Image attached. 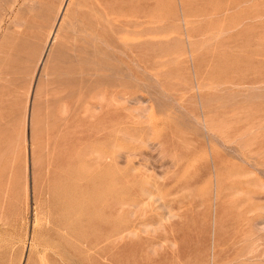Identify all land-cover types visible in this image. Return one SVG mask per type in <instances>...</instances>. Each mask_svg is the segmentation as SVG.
Wrapping results in <instances>:
<instances>
[{
    "label": "rangeland",
    "instance_id": "rangeland-1",
    "mask_svg": "<svg viewBox=\"0 0 264 264\" xmlns=\"http://www.w3.org/2000/svg\"><path fill=\"white\" fill-rule=\"evenodd\" d=\"M0 264H264V0H0Z\"/></svg>",
    "mask_w": 264,
    "mask_h": 264
},
{
    "label": "bare ground",
    "instance_id": "bare-ground-1",
    "mask_svg": "<svg viewBox=\"0 0 264 264\" xmlns=\"http://www.w3.org/2000/svg\"><path fill=\"white\" fill-rule=\"evenodd\" d=\"M105 8H106V7H105ZM106 9H107V8H106ZM105 11H106V10H105ZM129 13H131V12H129ZM135 14H136V13H135ZM127 15H128V14H127ZM131 16H133V15H131ZM135 16H136V15H135ZM123 19H124V18H123ZM123 19H122V20H123ZM129 19H130V18H129ZM138 21H139V20H138ZM138 21H137V22H138ZM134 22H135V19H134ZM135 23H136V22H135ZM124 24L127 25V26H129L130 24H133V21H132V20H131V21H124ZM118 25H119V24H118ZM121 29H122V28H121ZM126 29H128V27H127ZM126 29H125V30H126ZM134 29H137V28L134 27ZM117 30H119V29L117 28ZM130 30H131V28H130ZM123 31H124V30H123ZM108 169H109V168H108ZM108 169H107V170H108ZM110 169H111V168H110ZM107 170H105V171H107ZM113 171H114V170H113ZM109 172H110V170H109ZM107 173H108V171H107ZM110 173H111V172H110ZM101 174H102V173H101ZM101 174H100V175H101ZM108 175H109V174H108ZM101 177H102V176H101ZM90 178H91V177H90ZM99 178H100V177H99ZM107 178H109V177H107ZM117 178H118V177L116 176V179H117ZM90 180H91V179H90ZM101 180H102V178H101ZM101 180H100V182H101ZM109 180H110V182L113 183V181H112L113 179H112V178H110ZM109 180L106 181V184H107V182H109ZM91 181H92V180H91ZM103 182H104V181H103ZM115 182H116V181H114V184H115ZM93 183H94V181H93ZM93 183H92V184H93ZM104 183H105V182H104ZM90 185H91V184H90ZM93 185H96V184L94 183ZM102 185H103V186H102ZM108 185H109V184H108ZM96 186L99 187V188H101V187H100V184H99L98 182H97V185H96ZM101 186H102V188H103V187H104V184L101 183ZM82 187H83V186H82ZM106 187H108V186L106 185ZM106 187H105V188H106ZM141 187H142V186H141ZM91 188H92V187H91ZM95 188H96V187H95ZM143 188H144V187H143ZM93 189H94V188H93ZM96 189H97V188H96ZM108 189H109V188H107V192H108ZM141 189H142V188H141ZM94 190H95V189H94ZM94 190H93V191H94ZM102 190H104V189H102ZM113 190H114V189H113ZM144 190H145V189H144ZM56 191H57V190H56ZM88 191H89V190H88ZM95 191H96V190H95ZM99 191H101V190H99ZM99 191H98V192H99ZM110 191H111V190H110ZM147 191H150V190L148 189ZM104 192H106V191H104ZM140 192H142V191H140ZM99 193H100V192H99ZM111 193H112V192H111ZM113 193H114V191H113ZM145 193H146V192H145ZM90 194H92V193H90ZM90 194H89V195H90ZM104 194H105V193H104ZM107 194H109V193H107ZM95 195H96V194H95ZM146 195H147V193H146ZM100 196H101V195H100ZM109 196H111V195H109ZM89 198H90V197H89ZM91 198H92V197H91ZM94 198H95V197H94ZM94 198H93V199H94ZM97 198H98L97 201H99V203L103 202L102 205H100V206H101V209H98L99 211H100V210H101V211L104 210V209L106 208L105 206H106V204H107L108 202H111V201H112V202H113V203L111 202L112 205H116V204L119 203V202L117 203V200H111V201H110V200H108V199H107V200H101V198H100V199H99V197H97ZM116 198H117V197H116ZM87 199H88V198H87ZM102 199H103V198H102ZM105 199H106V198H105ZM111 199H112V198H111ZM117 199H118V198H117ZM148 199H149V198H148ZM150 199H151V198H150ZM86 202H87V201H86ZM89 202H90V201H89V199H88V204H92V203H93V201H92V203H89ZM96 203H98V202H96ZM96 203H95V204H96ZM123 203H124V202H123ZM95 204H94V206H95ZM120 204H121V203H120ZM84 205H85V204H84ZM96 205H97V204H96ZM98 205H99V204H98ZM94 206H93V207H94ZM116 207H117V206H116ZM97 208H98V207H97ZM95 209H96V208H95ZM84 210H85V209H84ZM87 210H88V209H87ZM98 210H97V211H98ZM85 211H86V210H85ZM99 211H98V212H99ZM94 212L96 213V211H94ZM98 212H97V213H98ZM102 212L104 213V211H102ZM90 213H91V212H90ZM103 213H100V212H99V214H101L102 217H101V216H98V219H99V230H100V231L102 230V226H104V225H107V224H108L109 226H111V225H112L113 227L115 226V219H112V220L109 219V220H108V219H106V218L103 216ZM111 213H112V212H111ZM84 214H85V213H84ZM75 215H76V214H75ZM93 215H94V214H93ZM97 215H98V214H97ZM94 216H95V215H94ZM94 216H93V217H94ZM105 216H106V215H105ZM88 217H89V216H88ZM90 217H91V216H90ZM95 219H97V218H95ZM92 221H93V220H92ZM96 224H97V223H96ZM112 230H113V231L111 232V234H112V236H115V235H116V227H115L114 229H112ZM102 235H103V234H100L99 236L97 235V237L95 236V237H93V238H89V239L87 240V243H88L89 245H91V244L94 243V241H95V243L98 242V241L100 240V238H101ZM110 237H111V236H110ZM106 241H107V240H106ZM106 241H105V242H106ZM95 246H96V245H95ZM95 246H94V247H95ZM110 246H111V245H110ZM114 247H115V246H114ZM97 250H98V249H97Z\"/></svg>",
    "mask_w": 264,
    "mask_h": 264
}]
</instances>
